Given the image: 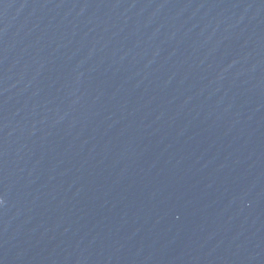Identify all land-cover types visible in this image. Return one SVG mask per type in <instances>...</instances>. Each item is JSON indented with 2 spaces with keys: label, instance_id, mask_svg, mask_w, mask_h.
<instances>
[{
  "label": "water",
  "instance_id": "1",
  "mask_svg": "<svg viewBox=\"0 0 264 264\" xmlns=\"http://www.w3.org/2000/svg\"><path fill=\"white\" fill-rule=\"evenodd\" d=\"M0 264H264V0H0Z\"/></svg>",
  "mask_w": 264,
  "mask_h": 264
}]
</instances>
